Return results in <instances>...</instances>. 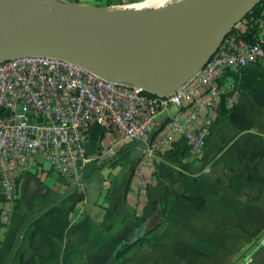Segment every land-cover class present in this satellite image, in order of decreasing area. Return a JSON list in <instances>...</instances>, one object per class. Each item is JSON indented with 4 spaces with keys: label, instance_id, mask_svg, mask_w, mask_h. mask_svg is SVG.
<instances>
[{
    "label": "crops",
    "instance_id": "0c3cea01",
    "mask_svg": "<svg viewBox=\"0 0 264 264\" xmlns=\"http://www.w3.org/2000/svg\"><path fill=\"white\" fill-rule=\"evenodd\" d=\"M229 84L236 102L216 98L202 157L182 139L149 156L145 190L136 143L104 156L96 124L77 187L43 156L19 171L16 200L0 197V264H264V68L223 73L221 89Z\"/></svg>",
    "mask_w": 264,
    "mask_h": 264
},
{
    "label": "built area",
    "instance_id": "2783aa9c",
    "mask_svg": "<svg viewBox=\"0 0 264 264\" xmlns=\"http://www.w3.org/2000/svg\"><path fill=\"white\" fill-rule=\"evenodd\" d=\"M252 66L264 68V0L254 31L243 19L194 76L162 93L69 59L16 55L0 60V197L16 200L17 173L34 166L39 156L77 187L91 160L84 144L95 124L103 130L104 156L115 157L129 142L145 145L135 170L145 190L149 156L167 154L182 139L192 158L202 157L217 118L216 98L226 92L230 107L237 98L232 84L221 89V75ZM2 215L7 219L6 212Z\"/></svg>",
    "mask_w": 264,
    "mask_h": 264
},
{
    "label": "water",
    "instance_id": "95a60500",
    "mask_svg": "<svg viewBox=\"0 0 264 264\" xmlns=\"http://www.w3.org/2000/svg\"><path fill=\"white\" fill-rule=\"evenodd\" d=\"M58 1L0 0V60L16 55L69 59L87 67L103 69L125 82L141 84L152 92L162 93L180 87L194 76L233 27L262 0H215L160 19L118 39H107L70 27H32ZM201 55L204 56L203 61L179 84L156 91L146 86L149 78L161 71L159 64L163 61ZM136 145L140 153L145 149L144 144Z\"/></svg>",
    "mask_w": 264,
    "mask_h": 264
},
{
    "label": "bare ground",
    "instance_id": "6f19581e",
    "mask_svg": "<svg viewBox=\"0 0 264 264\" xmlns=\"http://www.w3.org/2000/svg\"><path fill=\"white\" fill-rule=\"evenodd\" d=\"M215 0H179L173 4L145 8L96 9L90 6L52 4L43 16L32 24L37 29L70 27L98 34L107 39H118L173 14L205 6ZM204 56L169 58L159 64L161 71L149 78L151 90L171 87L184 80Z\"/></svg>",
    "mask_w": 264,
    "mask_h": 264
},
{
    "label": "rangeland",
    "instance_id": "374dc122",
    "mask_svg": "<svg viewBox=\"0 0 264 264\" xmlns=\"http://www.w3.org/2000/svg\"><path fill=\"white\" fill-rule=\"evenodd\" d=\"M177 1L179 0H80V2H74L72 0H59L58 3L62 5L90 6V7H104L110 4V6H108L110 8L138 7V8L153 10L156 9L157 7L159 8L165 5H170Z\"/></svg>",
    "mask_w": 264,
    "mask_h": 264
},
{
    "label": "trees",
    "instance_id": "16d2710c",
    "mask_svg": "<svg viewBox=\"0 0 264 264\" xmlns=\"http://www.w3.org/2000/svg\"><path fill=\"white\" fill-rule=\"evenodd\" d=\"M110 6V4L104 6V7H108ZM138 7H133V9H136ZM259 14V6H257L256 8H254L252 10V12H250L245 18L244 20L247 21L248 25H249V31H254V20H256V18L258 17ZM150 232H145V235L149 234ZM135 245L141 246L142 242L141 240H137L134 243L130 244V245H126L121 247L119 250L116 251L114 258H121L123 256H125L127 254V252Z\"/></svg>",
    "mask_w": 264,
    "mask_h": 264
},
{
    "label": "flooded vegetation",
    "instance_id": "af4514ba",
    "mask_svg": "<svg viewBox=\"0 0 264 264\" xmlns=\"http://www.w3.org/2000/svg\"><path fill=\"white\" fill-rule=\"evenodd\" d=\"M72 1H74V2H80V0H72Z\"/></svg>",
    "mask_w": 264,
    "mask_h": 264
}]
</instances>
